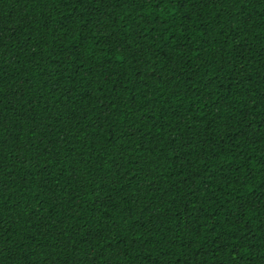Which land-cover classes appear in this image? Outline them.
Instances as JSON below:
<instances>
[{"label": "trees", "instance_id": "16d2710c", "mask_svg": "<svg viewBox=\"0 0 264 264\" xmlns=\"http://www.w3.org/2000/svg\"><path fill=\"white\" fill-rule=\"evenodd\" d=\"M0 264H264V0H0Z\"/></svg>", "mask_w": 264, "mask_h": 264}]
</instances>
